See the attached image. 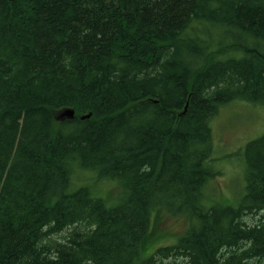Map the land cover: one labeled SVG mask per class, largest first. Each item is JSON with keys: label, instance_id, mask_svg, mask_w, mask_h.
<instances>
[{"label": "trees", "instance_id": "obj_1", "mask_svg": "<svg viewBox=\"0 0 264 264\" xmlns=\"http://www.w3.org/2000/svg\"><path fill=\"white\" fill-rule=\"evenodd\" d=\"M209 27L264 42V0H0V264H264V134L238 204L206 203L210 121L264 106V51L218 56ZM162 211L186 228L145 254Z\"/></svg>", "mask_w": 264, "mask_h": 264}, {"label": "rangeland", "instance_id": "obj_2", "mask_svg": "<svg viewBox=\"0 0 264 264\" xmlns=\"http://www.w3.org/2000/svg\"><path fill=\"white\" fill-rule=\"evenodd\" d=\"M212 53L218 56H243V49L264 51V42L245 36L237 31L209 27ZM59 115V114H58ZM58 120L60 119L57 116ZM213 142L212 168L217 176L211 179L206 187L209 199L206 203L236 206L245 190L244 148L246 144L264 134V106L244 100L234 99L221 106L217 114L210 121ZM73 187H89L95 191L91 194L98 198H112L110 204L117 203L116 196L120 188L117 183L98 180L93 173L82 172L73 176ZM104 197V198H103ZM261 214L248 215L243 220L252 225L258 222ZM187 225L183 216H170L162 211L157 221L149 230V254L157 246H167L176 242L175 237L181 234ZM55 236L62 240L63 235Z\"/></svg>", "mask_w": 264, "mask_h": 264}, {"label": "water", "instance_id": "obj_3", "mask_svg": "<svg viewBox=\"0 0 264 264\" xmlns=\"http://www.w3.org/2000/svg\"><path fill=\"white\" fill-rule=\"evenodd\" d=\"M58 117L60 119H63V120L64 119L71 120L74 117V110L73 109H64V110L59 112ZM85 117H88V115L81 117V119H84Z\"/></svg>", "mask_w": 264, "mask_h": 264}]
</instances>
